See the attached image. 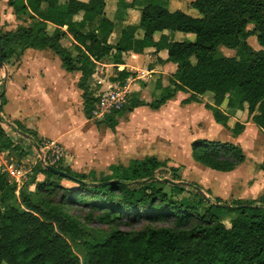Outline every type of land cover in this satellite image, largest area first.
Wrapping results in <instances>:
<instances>
[{"label":"trees","instance_id":"1","mask_svg":"<svg viewBox=\"0 0 264 264\" xmlns=\"http://www.w3.org/2000/svg\"><path fill=\"white\" fill-rule=\"evenodd\" d=\"M168 1L117 0L116 10L135 4L142 7L138 22L126 24L112 45L108 38L114 20L106 11L108 0H8L21 23L13 30L0 27L3 63L18 59L26 49L52 51L66 71L80 73L78 85L90 116L97 100L89 90L96 61L109 59L119 65L130 52L165 50L166 58L158 60L176 64L168 83L153 75L150 101L133 96L128 110L142 105L158 110L179 92L189 94L186 100L192 102H201L210 93L212 100L206 107L233 136L241 134L245 124L236 120L230 126L231 115L221 109L224 103L229 109L246 111L247 120L264 132V0H191L189 5L199 16L171 11ZM165 31L192 33L195 39L173 40ZM251 35L256 36L259 50L249 45ZM221 45L235 54L220 55ZM135 75L123 68L113 81L123 85ZM0 94L2 112L4 92ZM126 103L103 120L113 119ZM3 122L1 117L0 151L22 157ZM16 122L17 129L40 139ZM191 156L223 172L233 171L246 159L241 145L206 139L191 143ZM62 165L57 168L66 177L36 165L18 197L16 183L0 166V264H264V195L256 201L235 198L208 203L192 187L157 177L167 168L171 171L167 178L179 180L178 168L156 156L134 158L127 165L111 164L99 177L94 171L83 174ZM39 173L44 177L36 180ZM62 179L76 187L62 185ZM103 182L110 183L91 186ZM73 205L88 211L80 218L70 212ZM93 220L110 229L91 228ZM140 220L145 225L139 229L119 228L123 221Z\"/></svg>","mask_w":264,"mask_h":264},{"label":"rangeland","instance_id":"2","mask_svg":"<svg viewBox=\"0 0 264 264\" xmlns=\"http://www.w3.org/2000/svg\"><path fill=\"white\" fill-rule=\"evenodd\" d=\"M174 6L180 7L183 11L191 15H199L198 11L190 7L187 0H169L166 3L167 8ZM28 24L29 20L27 19ZM21 22H12L8 24L6 21L0 24L5 30L15 29ZM248 30H252L253 25H249ZM175 35V40L178 41H193L194 34H185L183 32H170ZM173 39L172 35H170ZM249 45L259 50L260 46L255 35L248 37ZM63 43L69 46V40L64 39ZM219 54L223 56L234 55L235 52L225 46H219ZM26 56L28 59H51L55 54L48 50H33L26 49L18 59H11L8 64L0 67V92H4L3 109L1 117L2 123L7 135L12 139L20 151L22 157L15 152L0 151V166L4 169L5 163L23 164L27 170H34L36 167L37 157L34 150L30 148L29 140L24 138L17 129L18 123L8 114V101L10 106H13L17 93L8 91L7 81L15 75L16 70L20 66L21 57ZM126 57L125 63L128 70L136 72L135 68H149V64L144 61L142 55L137 59H129ZM142 57V58H141ZM105 63H110L109 59L102 60ZM102 62V63H103ZM94 73L106 78V82L102 87L96 88L93 84L92 77L89 78L90 92L96 94L100 88L106 89L113 82V78L117 75L118 68L115 66L105 67L102 64L95 66ZM31 71L30 69H28ZM102 70V72H101ZM160 71V69H156ZM104 71V72H103ZM170 71L167 70L164 74L165 83H168ZM136 74V73H135ZM72 73L71 78L63 80V86L60 89L47 85L42 87L38 94L35 86H26L27 94L26 112H22L20 117L23 121L20 122L25 128L30 131H35L37 137L44 138L43 134L57 135L59 134V142L64 150L63 165L71 168L74 171L88 174L94 171L99 177L100 173L108 171L111 164L127 165L129 160L134 158H143L145 156H156L160 160H166L168 166L177 167V177L175 181H187L199 186L211 199H221L222 201L230 202L235 198H241L243 202L250 200H258L264 192V169L262 168L264 159V132L262 130L254 131L253 127H248L238 136L235 141L231 137L233 134L227 128L219 124V131L209 126L210 119L214 121L211 110L206 107L205 103L211 102L210 93L203 95L201 102L187 101L189 94L180 92L174 99L158 110H152L147 105L138 106L132 110L127 107L130 104L131 98L142 99L145 102L150 101V88L152 83L150 79L156 73H150L147 79H141L136 76L129 77L125 85L128 86V98L126 106L111 120L94 119L92 115L88 116L84 110L83 91L78 85L79 77ZM6 79L5 88L4 80ZM114 85H117V81ZM123 84V85H124ZM8 96V98L6 97ZM128 100V101H127ZM13 104L11 105V103ZM57 110H53V108ZM224 112L231 116L230 124H233V118L236 117L239 121H248L247 113L244 110L238 111L237 108L229 109L226 103L221 105ZM12 111V110H11ZM250 121V120H249ZM196 133V135H194ZM202 136L206 139L219 141L238 142L241 145L246 159L232 172H223L210 169L195 162L191 157V143L193 140ZM32 137V136H31ZM33 138V137H32ZM56 139V138H55ZM171 175L169 169H163L157 173V177L163 178ZM44 177L37 174L36 180H41ZM30 175H28V179ZM40 178V179H39ZM229 178V179H228ZM229 180V183H227ZM28 181V180H27ZM64 186L76 187V185L65 179L60 180ZM34 185H30L32 189ZM169 191V188L166 187ZM186 194V192H185ZM264 195V193H263ZM254 198V199H253ZM264 204V203H263ZM70 212L82 218L88 211V208L83 206L73 205ZM228 223V217L226 218ZM143 221H123L119 228L123 230L139 229L144 226ZM93 229L109 230L110 226L101 224L95 220L89 223ZM76 250V249H75ZM77 251V250H76Z\"/></svg>","mask_w":264,"mask_h":264},{"label":"crops","instance_id":"3","mask_svg":"<svg viewBox=\"0 0 264 264\" xmlns=\"http://www.w3.org/2000/svg\"><path fill=\"white\" fill-rule=\"evenodd\" d=\"M116 1L117 0H108L109 3H108L107 8H106L108 16L111 19L114 20V28H113V31L110 34L109 38H108V42L110 44H112V45L117 43V41L119 40V37H120L121 29L126 24H132V23H137L138 22L139 15H140L139 8L142 7V5L135 4V6L133 8H128L126 10L125 9L116 10V5L114 4V3H116ZM126 1H131V0H126ZM187 1H189V3H190L191 0H187ZM7 2H8V0H0V24L4 23L5 21L8 24H10L12 22H16V21L19 22L16 19V16L14 15L12 8L7 5ZM176 9L182 10L178 6L171 7L169 10L174 11ZM188 14H190V13H188ZM192 16H199V15H192ZM76 18H79V16H77ZM165 33L169 34L170 32L169 31H165ZM158 35L159 34H156V37H158ZM170 35H172L173 40H175L174 38H175L176 34H171L170 33ZM129 55H130L129 59H131V60L137 59L139 57V55H142L144 58H142V57L141 58L144 61H146V65H147V63H150L148 65L149 66L148 69H146L145 67L135 68V71H136L135 72L136 73L135 76L136 77H139L138 76V74H139L138 71H140V70L148 71L149 74L150 73H156L157 75H160L162 77L163 84L165 85L166 84L165 83V79H164L165 78L164 77L165 72L167 70H169L171 73H173L175 71V69H176V64L175 63H173V62H163V61L158 60V57H160L161 59H165L166 58L167 54H166L165 50L159 52L158 54L153 53L152 50H147V51H145V53H141V54L130 52ZM125 61H126V58L124 59V63L123 64H119L120 65V69H118V71L122 70L123 68L128 69L127 68V64L125 63ZM102 62L103 61H96V65L102 64L105 67H108V66H112L113 67V66H115V67L118 68V65H115L114 63H105V62L102 63ZM157 68L160 69V71L156 70ZM28 69H30L31 71H29ZM96 71H97V68H96ZM101 72H102V70H101ZM72 73H74V74L76 73L75 76L76 77H80V73L79 72H76V71L75 72H68V71H66L61 66V60H60V58L57 55L51 56V59H36L35 58V59L32 60V59H28L26 56L21 57L20 66L16 70L15 75L12 78H9L8 81H7V89H8V91H14V92H16L18 94L17 98H15L14 104H13V102L11 103V105L13 104V106H10V102L9 101L4 105V106L7 105L8 114L11 116L12 119H15V120H18L19 122H22L23 118L20 117V116L22 115V112H26V110H28L27 109V105H26L27 102H28L26 100V94H27L26 86L29 87L30 85L33 84V86H35V88H37V90H38V92L35 91V95L38 94L39 97H40L39 90H41L42 87H44V89H45V87L47 85H49V86L56 87L57 89H60L63 86V80H65V78H68V77L71 78ZM93 74H92V79H93L94 86L96 88H98L99 86L102 87V85L105 82L103 84H101V85L98 84L96 86L95 85V79L97 77L103 78L104 76H100V75H98V73L94 74V75ZM141 79L146 80L147 76H145L144 78H141ZM115 83L116 82L113 81L112 83H110V85H113ZM101 89H103V88H100L97 91H100ZM6 97L8 98V96H6ZM171 100H169L168 102H170ZM53 110H57V109L54 107ZM238 111H240V110L238 109ZM210 119L212 120V122L210 121L209 126H211L213 129H216V130L219 131L220 130L219 127H221V126H219V124L216 123L215 120L213 121L212 116H211ZM230 120H231V118H229V125L231 126L232 124H230L231 123ZM236 120H237L236 117L233 118V122L236 121ZM241 122H244V124H245V128L241 132V134L244 131L246 133H251L252 134L254 131H258L260 129L252 121L248 120V121H241ZM248 127H253V132L248 131ZM58 133H57V135H52V136L44 133L43 137L44 138L54 139V140L58 141L59 138H60ZM194 135H196V133ZM238 136H240V134ZM238 136H234L233 137V135H232L231 137H233L232 139L235 141L236 139L238 140ZM198 137L199 138H197V139H206V138H204L202 136H198ZM206 140H211V139H206ZM235 143H238V142H235ZM234 170L236 171V170H238V168H236ZM235 171H233V173ZM229 172H232V171H229ZM41 176H43V175L41 174ZM227 183H229V180H228ZM263 193L260 194V195H263Z\"/></svg>","mask_w":264,"mask_h":264},{"label":"built area","instance_id":"4","mask_svg":"<svg viewBox=\"0 0 264 264\" xmlns=\"http://www.w3.org/2000/svg\"><path fill=\"white\" fill-rule=\"evenodd\" d=\"M118 69H120V65H118ZM138 72V76L140 78H144L149 75L148 71L140 70ZM94 74H97V72ZM104 82H106L105 77H97L95 79L96 86L98 84L101 85ZM127 94L128 86L125 84L111 85L106 89L97 91L95 94L97 100L91 110L92 118L104 119L107 115L121 109L126 102ZM28 140L30 148L34 150L37 157V164H40L43 168H45V165L57 167L63 163L64 150L60 142L50 138H40L39 140L32 138ZM35 142L39 145V150H37ZM5 165L6 167L4 170L8 173L10 181L16 183L15 194L18 197L19 189L28 180V175H31L33 170H27L23 164L5 163Z\"/></svg>","mask_w":264,"mask_h":264},{"label":"water","instance_id":"5","mask_svg":"<svg viewBox=\"0 0 264 264\" xmlns=\"http://www.w3.org/2000/svg\"><path fill=\"white\" fill-rule=\"evenodd\" d=\"M4 65L3 63V57L2 54H0V67H2ZM5 84H6V79L4 80V86L3 89L5 88ZM0 103H1V94H0ZM0 118H1V105H0ZM18 132L24 136V138L27 139H32V137L29 134H26L25 132L18 130ZM35 146L37 148V150H39V145L35 142ZM45 168L51 172H53L56 175H60L63 177L67 176V173L61 169H58L57 167L51 166V165H45ZM160 180V179H159ZM162 181L172 184V185H177V186H188V187H192L194 190H196L198 192V194L208 203L212 202V199L197 185L192 184L191 182H187V181H174L172 179L169 178H163ZM112 182V181H111ZM110 182H103V183H92L91 186H99V185H105V184H109ZM241 207V206H239Z\"/></svg>","mask_w":264,"mask_h":264}]
</instances>
